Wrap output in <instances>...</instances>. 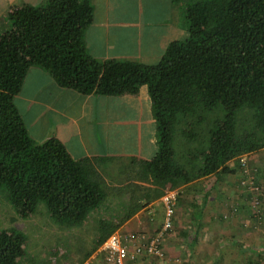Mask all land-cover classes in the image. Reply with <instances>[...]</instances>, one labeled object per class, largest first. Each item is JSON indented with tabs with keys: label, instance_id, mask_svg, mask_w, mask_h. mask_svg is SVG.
<instances>
[{
	"label": "trees",
	"instance_id": "1",
	"mask_svg": "<svg viewBox=\"0 0 264 264\" xmlns=\"http://www.w3.org/2000/svg\"><path fill=\"white\" fill-rule=\"evenodd\" d=\"M185 1L187 37L170 42L151 64L101 61L87 52L90 0H46L8 12L9 28L0 32V204L24 219L43 207L66 232L56 235V252L50 243V257H40L45 264L72 254L77 263L63 264H83L168 186L222 178L238 168L240 186V158L264 149V0ZM34 66L81 94H138L147 87L159 150L150 160L134 159L131 169L149 186L112 190L97 168L108 159H76L59 138L40 142L30 136L15 96ZM75 228L91 237L88 248ZM29 244L23 229L0 227V264H35Z\"/></svg>",
	"mask_w": 264,
	"mask_h": 264
},
{
	"label": "crops",
	"instance_id": "2",
	"mask_svg": "<svg viewBox=\"0 0 264 264\" xmlns=\"http://www.w3.org/2000/svg\"><path fill=\"white\" fill-rule=\"evenodd\" d=\"M90 1L94 6L93 22L84 30L83 38L87 52L98 60L156 63L170 42L188 35L185 0ZM45 2L0 0V32L9 28L7 14L13 7ZM15 103L36 141L55 136L76 159H108L97 168L112 190L130 184L149 186L148 182L134 179L136 174L131 169L134 159L150 160L159 150L157 124L146 86L138 94H81L61 87L48 71L34 66L28 70ZM246 156L250 167H257L256 174L263 184L264 162L251 161L255 153ZM117 160L125 163L119 170L111 167ZM238 176L239 168L237 173L222 178L209 175L178 188L174 225L163 242L169 260L181 255L194 264L264 263V202L263 215L254 216L244 200L245 191L236 189ZM235 198L241 200L242 209L224 221L222 217ZM164 218L160 198L146 204L118 231L155 233ZM147 261L142 257L135 264ZM85 262L108 264L102 247Z\"/></svg>",
	"mask_w": 264,
	"mask_h": 264
},
{
	"label": "built area",
	"instance_id": "3",
	"mask_svg": "<svg viewBox=\"0 0 264 264\" xmlns=\"http://www.w3.org/2000/svg\"><path fill=\"white\" fill-rule=\"evenodd\" d=\"M243 180L241 185L249 196L251 213L256 217L262 216V186L254 170L250 169L247 156L240 158ZM179 190L166 188L161 197L165 210V218L162 226L155 233L115 231L108 236L103 243L102 250L105 252V260L108 264H135L140 258H147L146 264H194L190 259L181 255L175 256L171 261L167 258V252L163 245L164 239L173 228L176 214ZM229 211L224 218L237 215L241 210L238 202L229 206ZM83 264H89L84 262Z\"/></svg>",
	"mask_w": 264,
	"mask_h": 264
},
{
	"label": "rangeland",
	"instance_id": "4",
	"mask_svg": "<svg viewBox=\"0 0 264 264\" xmlns=\"http://www.w3.org/2000/svg\"><path fill=\"white\" fill-rule=\"evenodd\" d=\"M253 159H254V162L256 161L255 163L259 162V163L263 164V162H264V149H262L258 152H255V156L254 157L252 156L250 160L252 161ZM247 161H248V165L250 167L251 164L249 163V157L248 156H247ZM113 162L114 163L111 165V167H113V169H115V170L121 169L122 166L125 164L123 161H120V160L113 161ZM255 168H257V167H255ZM255 168L250 167V169H252V170H254ZM103 170H104V168H103ZM236 189L240 190V192H241V190L242 191L244 190L242 185L236 186ZM245 199L249 202V196H248L247 192H245L244 200ZM235 202H238L240 204L241 200L238 198H235V200L232 201V203H235ZM262 203H263V199H262ZM240 206H241V204H240ZM241 209H242V206H241ZM222 218L224 221L230 220V218H224V217H222ZM257 224H258V222H257ZM5 226H16L20 229H23L25 232L28 233L29 238H30L29 249L32 253L35 252V254L38 257L34 261L31 262V263H35V264H42V263H44L42 260L44 257H46V258L50 257V255L47 254L46 250H47L48 245L50 243L54 244L56 241L58 243V240H57L58 237H56V235L58 236V235L66 234L65 231L64 232L61 231L50 220V218L45 213V210L43 207H41L37 211V213H35V215L33 217L24 219V218L18 217L9 205L0 204V227H5ZM73 232H78L81 234L80 230L76 229V228L73 230ZM81 238L82 239H80V241H79L80 245L84 249L88 248L89 246L87 247L84 245L90 242L91 237L87 234L82 233ZM74 244L76 245L77 243L75 242ZM73 249L75 251L76 247L74 246ZM57 250H58V246H57V244H54L53 249H52V253L56 252ZM72 255H73L72 259H74V261L77 263L78 256L75 254H72ZM40 257H42V259ZM66 258H67V260H65V258H62V259H60L59 262H56V261H54V262L52 261V262H53V264H63L64 262L72 261V259H70L71 257L70 258L66 257ZM27 264H30L29 259L27 261Z\"/></svg>",
	"mask_w": 264,
	"mask_h": 264
}]
</instances>
